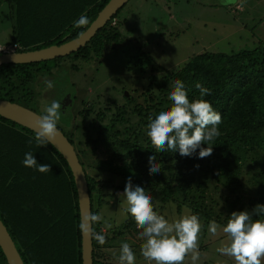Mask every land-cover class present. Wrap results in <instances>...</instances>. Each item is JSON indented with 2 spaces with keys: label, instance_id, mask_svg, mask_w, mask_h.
Returning a JSON list of instances; mask_svg holds the SVG:
<instances>
[{
  "label": "trees",
  "instance_id": "1",
  "mask_svg": "<svg viewBox=\"0 0 264 264\" xmlns=\"http://www.w3.org/2000/svg\"><path fill=\"white\" fill-rule=\"evenodd\" d=\"M109 2L110 0H0V7L6 3L14 20L13 42L9 45H17V52H27L62 45L78 38ZM123 8L85 47L70 56L48 62L0 67V99L30 109L28 105L35 101L33 84L39 75L52 74L65 59L80 58L90 61L100 58L104 49L120 39L118 28L114 29L115 34L111 33L113 27L110 24ZM81 15H86L90 23L86 27L77 28L74 22ZM145 60L148 63L149 58ZM177 79L185 84L190 100L200 98L197 83L211 89V95L204 99L209 100L222 115V123L218 125L221 135L214 141L211 156L198 161L196 156L199 150L194 157H182L179 151L157 152L146 134L149 122L144 124L146 130L137 131L130 126L126 127L124 136L116 125L109 123L102 128L103 132L95 140H88L97 145L99 152L101 150L98 146L104 145V151L97 154L99 157L103 156L99 170L116 175L125 171L132 173L130 176L133 184L144 187L151 193L154 210L158 211L170 201L178 203L176 197L182 193L190 197L187 203L193 214L205 221L204 227L216 219L217 210L223 203L221 209L224 211L221 214L225 211L227 214L220 224L226 225L235 211L231 203L236 194L247 192L250 188V192L257 196L258 185H261L260 182L258 185L252 182L244 183L243 186L240 179L250 169L251 158L255 162L253 167L264 169V51L256 48L244 49L235 54H200L187 66L172 73L166 84L174 87ZM156 80L154 78L151 86L158 84ZM165 86L163 84L160 88L167 96L170 91ZM150 108L155 110L156 105H151ZM79 114L81 112L74 115V131L68 136L73 145V136L82 124L76 120ZM87 114L83 116L87 117ZM139 115L148 119L150 116H147V112H140ZM84 130L85 136L88 129ZM104 131L112 133V136ZM29 137H33L31 146L27 143ZM34 137L35 133L31 130L0 116V219L11 234L25 264H83L80 212L73 174L67 161L54 146L48 144L38 148ZM29 151L35 155L38 163L49 164L51 171L41 173L25 167L23 160L25 153ZM241 153L245 154L244 160L239 156ZM151 155H155L156 162L160 164L161 172L158 174L149 175ZM78 156L86 171V165L79 154ZM173 160L180 162L178 169L172 165L165 166ZM133 173L141 175L135 179ZM187 175L188 180L185 179ZM87 180L92 214H98L105 196L88 173ZM118 189L124 191L125 187ZM248 200L250 204L253 199ZM157 202L161 203L158 209ZM248 204L245 206L243 201L241 211L248 210ZM177 205L179 209L183 207L180 202ZM257 219H264V216H257ZM123 227L127 233L141 232L129 212ZM99 232L100 223L97 222L93 224V233ZM93 248L94 264H100L97 258L100 255L97 253L100 244L94 238ZM0 264H8L1 248Z\"/></svg>",
  "mask_w": 264,
  "mask_h": 264
},
{
  "label": "rangeland",
  "instance_id": "2",
  "mask_svg": "<svg viewBox=\"0 0 264 264\" xmlns=\"http://www.w3.org/2000/svg\"><path fill=\"white\" fill-rule=\"evenodd\" d=\"M13 21L9 6L2 4L0 48H6L13 42ZM110 26L113 27L111 33L114 34L118 28V42L104 49L100 58L90 61L80 58L65 59L52 74L39 75L33 84L35 101L28 106L43 115L44 109L52 100L61 102L62 112L67 110V114L62 115L58 128L67 137L74 131V115L81 112L76 119L82 124L73 136L74 146L86 165L87 173L94 178L96 186L105 196L98 210V214L103 217L99 222V233L107 241L100 245L97 252L100 253L97 257L100 264H119L121 243L125 241L131 244L136 254L135 264H150L141 255V245L145 238L140 233H127L123 227L128 219V205L118 195L123 192L118 188L126 186L127 175L132 173L125 171L116 175L100 171L99 163L103 156L99 157L97 154L104 151V145L98 146L101 150L99 152L97 145L88 139L95 140L103 132L102 128L109 123L116 125L123 136V131L129 126L137 131L146 130L144 124L149 119L143 118L139 113L147 112V116L152 117L171 107L172 102L168 100L173 87L168 86L166 80L172 73L187 66L194 57L208 52L235 54L244 49L256 48L264 51V0H235V3L227 6L224 0H130ZM141 52L144 54H140ZM146 58H149L148 63ZM153 77L157 78L158 84L151 86ZM46 79L54 81L55 87L48 89L44 83ZM163 84L170 91L167 96L160 88ZM154 104L155 110L150 108ZM85 113H88L87 117L83 116ZM84 128L88 129L85 136ZM104 133L112 136L108 131ZM239 156L242 160L246 158L244 153ZM196 158L200 160L198 155ZM252 159L249 162L250 169L240 180L243 186L244 183L256 182L258 185L260 182L259 192L256 196L249 188L247 192L236 194L231 203L235 211H241L243 201L246 206L250 198L253 200L248 204V210L257 204H264V169L253 167L255 162ZM179 163L173 160L165 166L172 165L178 169ZM133 174L135 179L141 175ZM185 179L188 180L189 175ZM176 199L183 206L181 209L176 201H170L159 209L161 203H156L158 212L170 222L183 215L193 214L187 203L190 200L188 195L179 193ZM222 206L223 203L214 220L221 226L217 234L212 235L208 227H203L201 231V257L196 264H216L217 259L235 264L232 258L221 256L216 251L229 242L222 231L225 225L220 224L227 214V211L221 214L224 211ZM254 218L257 219V216ZM201 222L204 225L205 221ZM185 264H191L190 256Z\"/></svg>",
  "mask_w": 264,
  "mask_h": 264
},
{
  "label": "clouds",
  "instance_id": "3",
  "mask_svg": "<svg viewBox=\"0 0 264 264\" xmlns=\"http://www.w3.org/2000/svg\"><path fill=\"white\" fill-rule=\"evenodd\" d=\"M225 6L235 3V0H224ZM239 6V5H238ZM90 23L86 15H81L74 22L77 28L86 27ZM81 36L84 33H80ZM17 52V51H16ZM48 89L55 87V82L45 80ZM200 98L189 99L185 84L177 79L169 94L171 107L149 117L147 136L157 152L179 151L182 157L198 158L211 156L214 141L221 135L218 125L222 123V115L216 111L209 100L204 97L211 95V89L197 83ZM41 116L35 118V145L40 148L52 144L56 146L61 133L58 122L67 110L62 112V104L52 100L44 109ZM29 146L33 144V137L27 140ZM207 145V147H204ZM25 167L38 170L41 173L51 171L49 164L38 163L35 155L29 151L23 160ZM196 167H199L197 165ZM161 172L156 156H149V175ZM128 205L127 211L134 217L136 227L141 229L140 236L145 238L141 245L142 257L150 264H185L190 256L191 264L201 257L199 250L200 234L203 224L197 214H186L175 221H169L164 215L154 210L153 197L144 187L134 185L132 177L127 178L125 189L118 193ZM254 216H264V204H257L251 210L235 211L230 215L222 231L229 242L216 249L224 257H230L235 264H262L264 261V219H254ZM103 217L91 214L81 223L82 230L87 231L89 224L100 222ZM208 231L216 235L221 227L216 221L208 224ZM93 238L104 245L106 237L100 233H93ZM136 254L129 242H122L120 247L119 264H135ZM216 264H228L227 260L217 259Z\"/></svg>",
  "mask_w": 264,
  "mask_h": 264
},
{
  "label": "water",
  "instance_id": "4",
  "mask_svg": "<svg viewBox=\"0 0 264 264\" xmlns=\"http://www.w3.org/2000/svg\"><path fill=\"white\" fill-rule=\"evenodd\" d=\"M129 1L130 0H110V2L99 13L96 20L84 32L83 36H79L78 38L62 45H54L35 51L3 53L0 55V67L9 64L48 62L78 52L81 48L85 47L97 32L104 28ZM0 116L35 133L34 121L35 118L41 115L19 104L0 99ZM60 133L61 135L58 137L56 146L54 147L67 161L73 174L78 195L80 222L83 223L85 222V218L92 214V203L87 173L79 159L74 145L61 130ZM81 236L83 264H94L93 224H89L87 231L81 229ZM0 248L8 264H25L11 234L1 219Z\"/></svg>",
  "mask_w": 264,
  "mask_h": 264
},
{
  "label": "built area",
  "instance_id": "5",
  "mask_svg": "<svg viewBox=\"0 0 264 264\" xmlns=\"http://www.w3.org/2000/svg\"><path fill=\"white\" fill-rule=\"evenodd\" d=\"M18 46L17 45H8L6 48H0V52L3 53H11V52H16Z\"/></svg>",
  "mask_w": 264,
  "mask_h": 264
}]
</instances>
